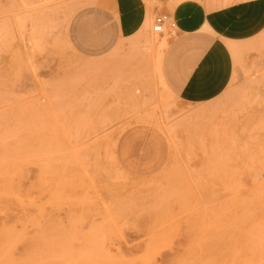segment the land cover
Returning a JSON list of instances; mask_svg holds the SVG:
<instances>
[{"label":"rangeland","instance_id":"1","mask_svg":"<svg viewBox=\"0 0 264 264\" xmlns=\"http://www.w3.org/2000/svg\"><path fill=\"white\" fill-rule=\"evenodd\" d=\"M113 22L111 0L1 1L0 264H264V45L186 103L162 37Z\"/></svg>","mask_w":264,"mask_h":264},{"label":"crops","instance_id":"2","mask_svg":"<svg viewBox=\"0 0 264 264\" xmlns=\"http://www.w3.org/2000/svg\"><path fill=\"white\" fill-rule=\"evenodd\" d=\"M154 1L111 0L115 41L148 29L157 13L170 16L174 26L159 32L164 41L161 70L181 101L216 99L239 65L235 50L242 51L243 65L259 63L253 58L264 45V0Z\"/></svg>","mask_w":264,"mask_h":264},{"label":"built area","instance_id":"3","mask_svg":"<svg viewBox=\"0 0 264 264\" xmlns=\"http://www.w3.org/2000/svg\"><path fill=\"white\" fill-rule=\"evenodd\" d=\"M165 26L173 27V19L164 12L155 14L152 23V30L154 32H162L164 31Z\"/></svg>","mask_w":264,"mask_h":264},{"label":"bare ground","instance_id":"4","mask_svg":"<svg viewBox=\"0 0 264 264\" xmlns=\"http://www.w3.org/2000/svg\"><path fill=\"white\" fill-rule=\"evenodd\" d=\"M157 34H159V32H156ZM199 112V111H198Z\"/></svg>","mask_w":264,"mask_h":264}]
</instances>
